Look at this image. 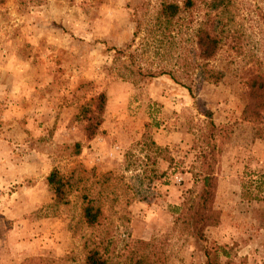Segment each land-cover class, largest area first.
Returning <instances> with one entry per match:
<instances>
[{
  "label": "rangeland",
  "instance_id": "obj_1",
  "mask_svg": "<svg viewBox=\"0 0 264 264\" xmlns=\"http://www.w3.org/2000/svg\"><path fill=\"white\" fill-rule=\"evenodd\" d=\"M157 2L0 0V264H81L103 238L108 264L150 240L160 264H202L216 247V264H264V108L243 110L248 75L264 72V0H232L237 39L204 80L172 64L177 39L149 24ZM144 10L133 36L132 12ZM161 66L170 74L157 75ZM89 115L100 124L86 138ZM52 168L64 203L46 183ZM206 168L217 223L181 232L175 218L184 202L194 211L193 174ZM88 200L103 209L96 227L81 217Z\"/></svg>",
  "mask_w": 264,
  "mask_h": 264
},
{
  "label": "trees",
  "instance_id": "obj_2",
  "mask_svg": "<svg viewBox=\"0 0 264 264\" xmlns=\"http://www.w3.org/2000/svg\"><path fill=\"white\" fill-rule=\"evenodd\" d=\"M232 0H158L156 8L150 16V25H156V29L163 32L162 39L169 35L176 38L173 56V65H183L196 71L200 80L207 76V63L212 59L224 44L226 39H235L234 32L229 29ZM200 4L204 5V12L200 16L192 18V12ZM132 12V18L135 22L133 36L138 32L144 18V10L137 13ZM183 33L188 35L185 39L181 38ZM234 36V37H233ZM176 50V51H175ZM149 76H154V72L148 71ZM169 73L170 70L163 66L158 68L156 74ZM247 103L244 106V112L257 114L261 108H264V72L259 71L249 74L246 80ZM100 120L97 116L89 115L85 119L84 134L86 138H91L98 129ZM212 124V123H211ZM158 151L162 148L155 145L153 141L149 142ZM164 149V148H163ZM79 152V143L72 144V153ZM208 166V165H207ZM199 177L201 187L197 194V203L193 212L190 207L184 208V203L174 221V227L181 232H187L193 235H201L205 226L217 223V211L212 206V197L214 193V177L211 169L200 170L199 173L193 174ZM46 183L52 191L53 201L55 203H64L65 198V179L64 176L56 169L52 168L45 177ZM255 197V196H254ZM81 217L87 227H96L100 225L104 217L103 209L95 206L88 200L81 208ZM104 239L92 241L91 246L87 248L81 258V264H108L107 257L102 251ZM212 250L205 251L202 264H216L217 253ZM135 252V253H134ZM130 252L122 264H160L165 257L162 248L152 240L146 242L141 250ZM138 252V253H137ZM139 254V255H136ZM63 258H68L65 256ZM60 258L56 259L58 262ZM55 259L47 257H27L23 264H51Z\"/></svg>",
  "mask_w": 264,
  "mask_h": 264
}]
</instances>
